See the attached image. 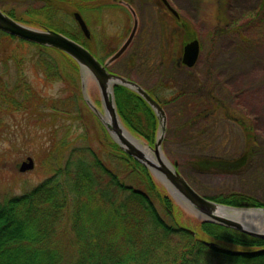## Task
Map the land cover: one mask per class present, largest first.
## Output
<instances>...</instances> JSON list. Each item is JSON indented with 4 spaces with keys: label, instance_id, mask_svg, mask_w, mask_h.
<instances>
[{
    "label": "rangeland",
    "instance_id": "374dc122",
    "mask_svg": "<svg viewBox=\"0 0 264 264\" xmlns=\"http://www.w3.org/2000/svg\"><path fill=\"white\" fill-rule=\"evenodd\" d=\"M161 1L136 0V7L134 0L129 2V7L136 9V38L127 53L135 49V58L128 65L125 53L109 66L145 89L156 86L155 94L162 101L169 100L179 90L201 103L208 95L222 100L221 108L208 117L201 116L185 130L176 128L187 118L189 106L165 103L168 129L163 138V151L176 160L189 183L201 194L241 191L254 194L264 202V10L257 13L262 0H166L177 12L178 21ZM69 2L65 3V9L68 7L72 13L78 11L73 8V1ZM31 3L32 0H0L5 8L17 12ZM85 3L84 9L78 11L91 33V39L85 38V41L90 51L104 61L109 55L107 52L117 49L127 37L133 15L125 1L113 0L109 9L104 5L105 8L96 10H92L88 0ZM47 9L53 12V17L37 16L41 24L38 27L50 23L47 28L59 32L62 28L78 29L72 13L59 7L55 9L53 5ZM255 14L258 15L254 17ZM251 16L254 18L250 19ZM183 25L191 31L185 42L196 38L200 46L198 58L191 67L175 64L169 55L176 51L180 60L185 44L181 40ZM0 40V201L29 191L54 174L69 153L91 160L92 151L121 175L122 164L108 156L104 148L107 131L86 104L80 78H71L68 61L52 47H40L3 35ZM107 42L111 45L109 49L105 47ZM43 60L50 62L49 65ZM62 64L64 77L53 79L55 74L46 68L50 66L54 70L57 65L61 69ZM85 90L90 101L101 110L98 86L89 75L85 77ZM62 96H71L72 102L63 105L62 110L58 107L55 110L50 98ZM224 108L229 112L228 117L222 115ZM230 117L250 124L255 131L260 150L250 165L240 173H209L191 168L187 158L192 155L223 154L241 148V127ZM65 125H70V130ZM199 128L206 130L199 134L196 132ZM61 143L65 146L63 151ZM61 151L63 157H60ZM27 157L33 159L34 165L20 171L19 166ZM124 182L130 184L128 179ZM156 204L165 220H175L176 216L177 222L185 227L198 229L199 219L178 203L174 216L167 215Z\"/></svg>",
    "mask_w": 264,
    "mask_h": 264
},
{
    "label": "trees",
    "instance_id": "16d2710c",
    "mask_svg": "<svg viewBox=\"0 0 264 264\" xmlns=\"http://www.w3.org/2000/svg\"><path fill=\"white\" fill-rule=\"evenodd\" d=\"M69 1H73V8L82 11L87 0H32L21 12L5 8L3 4L0 8L20 22L37 26L41 25L37 16L48 14L49 18L53 17L48 7L65 9V3ZM68 9L65 10L71 14ZM262 10L264 0L257 13ZM76 25L78 29L62 28V33L91 50ZM1 35L21 40L0 30ZM181 35L184 43L191 35L190 28L183 25ZM56 51L68 61L71 78H80L78 64L64 52ZM173 52L169 55L175 64L179 63L176 51ZM134 56L132 52L126 56L128 65ZM63 66L61 69L57 65L54 70L50 66L46 69L55 74L53 79H61L64 77ZM66 75L69 76L70 72ZM155 89L156 86L146 88L162 106L167 102L189 106L187 118L177 125L176 130L193 126L201 116L208 117L223 106L219 98L208 95L201 103L182 90L162 101ZM114 98L123 125L131 134L152 146L158 118L151 106L135 91L122 85L114 86ZM60 104L53 102L52 106L55 110V107L62 110L67 102ZM222 111V115L228 117L227 108ZM230 120L237 121L241 127V148L223 154L192 155L187 158L191 168L209 173H240L250 165L260 150L255 131L241 119ZM205 130L199 128L196 132L203 134ZM106 137L104 148L108 156L115 157L122 164V179L98 154L91 151L93 158L87 160L68 152L54 174L29 191L0 201V264H264L263 238L209 221L198 220L199 227L195 230L177 222L176 216L175 220H165L156 202L169 216H174L172 213L176 212L178 204L146 166L126 154L107 132ZM61 146L63 151L65 146L62 143ZM162 147L164 149V143ZM62 151L60 157H63ZM176 166L180 170L179 165ZM124 179L130 180V184ZM204 196L233 206H264L263 201L248 192L230 191Z\"/></svg>",
    "mask_w": 264,
    "mask_h": 264
},
{
    "label": "water",
    "instance_id": "95a60500",
    "mask_svg": "<svg viewBox=\"0 0 264 264\" xmlns=\"http://www.w3.org/2000/svg\"><path fill=\"white\" fill-rule=\"evenodd\" d=\"M163 1L169 10L177 16V12L169 3L166 0ZM73 17L85 37H89V29L81 14L74 11ZM0 30L32 43L58 49L70 56L79 66L83 98L100 119L109 136L126 154L146 166L154 178L166 188L175 202L187 212L201 221L214 222L264 239V206H233L214 201L198 192L178 170L176 161L172 162L163 151L162 143L166 130V117L160 102L137 82L111 73L106 69L109 61L118 58L124 52L132 38L133 31L112 56L105 63H102L87 47L67 35L51 28L37 27L20 22L9 16L1 8ZM199 51L200 46L196 38L186 42L180 57L182 64L188 67L193 66ZM86 75L91 76L98 86L102 111L90 101L86 93ZM115 85H122L135 91L155 112L158 118V129L152 146L131 134L123 125L115 105L113 90ZM33 165V159L27 157L20 164L19 170L25 171L32 168ZM237 212H250V218H245V215L237 214Z\"/></svg>",
    "mask_w": 264,
    "mask_h": 264
},
{
    "label": "flooded vegetation",
    "instance_id": "af4514ba",
    "mask_svg": "<svg viewBox=\"0 0 264 264\" xmlns=\"http://www.w3.org/2000/svg\"><path fill=\"white\" fill-rule=\"evenodd\" d=\"M99 1H101V2H99ZM121 1H125L127 4H126V6H128L129 7V2L131 1V0H117V2L118 3H120ZM89 2V5L92 7V10L93 9H100V7H102V6H104V5H106L107 6V9H109V7H110V4H112L113 3V0H97V1H95V0H89L88 1ZM90 2H99L100 4H96V5H91L90 4ZM162 2V4L164 5V6H166L165 5V3L163 2V1H161ZM104 3V4H103ZM134 5H135V7H136V0H134ZM104 8H105V6H104ZM129 11L131 12V14L133 15V20H132V26H131V28H130V30H129V33H128V35H127V37L124 39V41L121 43V45L126 41V39L129 37V35L131 34V32L133 31V35H132V38H131V40H130V42H129V44L127 45V47H126V49L124 50V52L120 55V57H122L125 53H127V51H128V49H129V46L131 45V43H132V41L136 38V9H131L130 7H129ZM177 18H178V16H176ZM87 39H91V33H90V35H89V37H87ZM121 45H119V47L121 46ZM105 47L106 48H111V45H110V42H107V44L105 45ZM118 47V48H119ZM117 48V49H118ZM117 49H115V50H112V49H110L108 52H107V54H109V55H107V57H106V59L103 61V60H100V58H99V60L102 62V63H105L111 56H112V54L117 50ZM134 55L136 54V50L134 49V51L132 52ZM128 54V53H127ZM118 58H116V59H114V60H112V61H109V63L106 65V69L109 71V72H111V73H116V74H118V72H117V70L115 71L114 69H112L111 68V66H109L111 63H113L115 60H117ZM179 63H180V61H179ZM119 75H121V74H119ZM121 76H123V75H121ZM125 78H128V77H126V76H124ZM128 79H130V80H133V79H131V78H128ZM134 81V80H133ZM68 97V98H67ZM62 96V97H58V98H50V102L53 100V102H55V104H57V105H61L60 103H64V102H72V100H71V96L69 97V96ZM45 101H46V99H45ZM65 126H67L68 128H70V125H65Z\"/></svg>",
    "mask_w": 264,
    "mask_h": 264
},
{
    "label": "bare ground",
    "instance_id": "6f19581e",
    "mask_svg": "<svg viewBox=\"0 0 264 264\" xmlns=\"http://www.w3.org/2000/svg\"><path fill=\"white\" fill-rule=\"evenodd\" d=\"M72 15H73V13H72ZM237 214H243V215H245V218H250V216H249L250 212H237Z\"/></svg>",
    "mask_w": 264,
    "mask_h": 264
}]
</instances>
